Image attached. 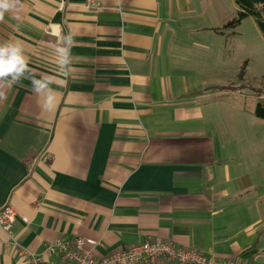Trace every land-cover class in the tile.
<instances>
[{"label": "crops", "instance_id": "crops-1", "mask_svg": "<svg viewBox=\"0 0 264 264\" xmlns=\"http://www.w3.org/2000/svg\"><path fill=\"white\" fill-rule=\"evenodd\" d=\"M23 5L0 22V42H22L57 95L44 111L30 80L0 89V210L17 211L20 247L58 263V239L81 237L102 257L161 238L263 261L264 138H235L222 122L227 32L207 21L211 2ZM57 25L77 42L68 77L57 75ZM0 239V264H29L1 228Z\"/></svg>", "mask_w": 264, "mask_h": 264}, {"label": "rangeland", "instance_id": "rangeland-1", "mask_svg": "<svg viewBox=\"0 0 264 264\" xmlns=\"http://www.w3.org/2000/svg\"><path fill=\"white\" fill-rule=\"evenodd\" d=\"M208 1L212 6L211 18L207 19L209 24L221 27L237 16L235 0ZM223 31L225 34L227 32L224 37L225 45L217 44L221 48L219 57L225 53L228 59L227 65L218 67L225 68V71L227 69L217 81V84L227 86L223 92H228L222 101L220 97L218 101V107L222 108L221 117L225 120L222 119V122L226 123L227 133L235 135V138H252L254 135L264 138V119L256 116L258 104L262 103L264 106V36L251 16L243 19L236 28ZM220 39L219 37L218 42ZM245 148L242 147L244 155L247 154ZM257 149L264 157V146Z\"/></svg>", "mask_w": 264, "mask_h": 264}, {"label": "built area", "instance_id": "built-area-1", "mask_svg": "<svg viewBox=\"0 0 264 264\" xmlns=\"http://www.w3.org/2000/svg\"><path fill=\"white\" fill-rule=\"evenodd\" d=\"M16 216L17 211L12 205L4 206L0 210V228L7 235L6 245L16 246L22 253L29 256V264H158L159 262L175 264H264V260L217 258L198 248L181 246L173 240L161 238H150L139 243L129 244L125 248L97 257L91 249L85 246V241L81 237L73 240L58 239L50 245L49 249L51 251L57 250L60 257L58 263H50L20 247L17 238L11 231Z\"/></svg>", "mask_w": 264, "mask_h": 264}, {"label": "clouds", "instance_id": "clouds-1", "mask_svg": "<svg viewBox=\"0 0 264 264\" xmlns=\"http://www.w3.org/2000/svg\"><path fill=\"white\" fill-rule=\"evenodd\" d=\"M23 7V0H0V22L4 21L6 13H13L15 14L13 18H17ZM53 34L57 37L55 45L57 75L68 77L71 74V49L77 42L71 31L62 35L59 25L55 26ZM29 64L30 60L25 55L22 42L19 40L0 42V89H11L22 80L28 79L32 91L40 98L41 109L50 111L55 105L57 95L51 88L55 77L42 76L35 68L29 67ZM0 98H3V93H0Z\"/></svg>", "mask_w": 264, "mask_h": 264}, {"label": "trees", "instance_id": "trees-1", "mask_svg": "<svg viewBox=\"0 0 264 264\" xmlns=\"http://www.w3.org/2000/svg\"><path fill=\"white\" fill-rule=\"evenodd\" d=\"M238 12L237 16L228 20L223 29L236 28L246 17H253L257 23L258 28L264 36V0H235ZM235 32L232 33L234 35ZM242 70L241 76L243 77ZM256 116L264 119V106L259 103L256 109Z\"/></svg>", "mask_w": 264, "mask_h": 264}]
</instances>
